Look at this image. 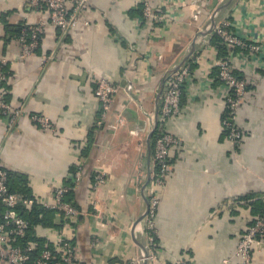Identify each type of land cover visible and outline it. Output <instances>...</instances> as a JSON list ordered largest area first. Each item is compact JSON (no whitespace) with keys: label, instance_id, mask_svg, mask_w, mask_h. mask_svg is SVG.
<instances>
[{"label":"crops","instance_id":"crops-1","mask_svg":"<svg viewBox=\"0 0 264 264\" xmlns=\"http://www.w3.org/2000/svg\"><path fill=\"white\" fill-rule=\"evenodd\" d=\"M200 1L154 0L156 7L174 8L175 17L153 28L142 19L140 0H87L73 27L47 25L35 53L21 59L25 21H44L49 11L33 8L30 0H0L6 99L24 110L13 127L0 113V167L14 173L17 184L24 181L44 205L54 202L56 187L73 185V169L83 164V179L69 195L80 211L68 230L80 264H130L144 252L140 219L155 146L152 136L150 151L149 134L165 77L196 38L187 59L193 61L192 79L180 113L167 122L181 145L171 149L172 167L159 189L157 258L147 264H176L183 256L193 264L242 262L235 254L238 241L264 213V0H233L217 17L228 18L233 33L263 48L254 53L237 47L232 57L248 83L236 118L240 145L230 141L223 125L226 87L215 71L221 56L214 34H199L225 0ZM102 77L121 88L109 119L97 125L101 105L95 90ZM33 114L49 116L55 129L41 127ZM97 171L107 180L94 187ZM2 213L0 204V220ZM55 221L62 225L37 234L58 250L65 220L57 211ZM252 264H264V236L254 245Z\"/></svg>","mask_w":264,"mask_h":264},{"label":"built area","instance_id":"built-area-1","mask_svg":"<svg viewBox=\"0 0 264 264\" xmlns=\"http://www.w3.org/2000/svg\"><path fill=\"white\" fill-rule=\"evenodd\" d=\"M200 3V0H195ZM87 0H30L33 8L41 6L47 7L49 11L48 19L32 23L25 21L24 30L19 36L20 52L19 58L26 57L35 53L40 44L41 35L44 33L47 25H53L61 29L67 30L73 27L77 21L79 14L87 7ZM142 9V19L146 26L156 27L167 25L175 17L174 8L165 10L156 7L154 0H140ZM198 13H201L199 10ZM153 27V28H154ZM212 34L221 38V42L230 47V51L226 57H220L215 61L218 69V75L226 87L224 94L226 103L232 109V113L223 118V125L227 130L230 141L235 145H240L243 139V132L239 129L236 118L238 108L247 96V82L244 78L238 77L235 73L233 65V47L258 53L263 50L262 46L252 43L246 39L233 33L231 23L228 18H222L218 21ZM209 40H207L208 42ZM193 61H185L175 71H170L165 77V87L162 94V105L157 118V127L154 132L155 146L152 157V168L150 180L146 187L148 196L147 212L144 215L143 222L145 230L142 229L147 254L144 252L130 264H140L145 259L154 260L157 258L158 244L156 236L157 228V212L160 205L159 189L166 182L169 171L172 167L170 162V151L173 147L180 146L181 140L172 133L168 127V120L180 113L182 94L185 86L192 79ZM7 59L0 57V112L9 118V127L17 122L18 118L24 114L22 107H14L11 102L6 99V89L4 84L8 80L5 65ZM121 88L120 84L113 83L102 77L98 79L95 94L100 102V117L97 119V125H101L110 117L113 109L116 94ZM122 117L119 113L117 114ZM32 118L44 129L54 130V124L49 116L42 114H33ZM83 164L79 163L76 170L71 174L73 185H63L55 188L54 202H44V206L54 209L65 220V227L61 229L60 244L57 252L60 258L53 264H80L77 259V247L71 235L68 233L69 227L73 221H76L80 211L78 207L66 199L67 192L80 184L83 179ZM107 176L97 171L93 177L94 187L106 182ZM9 172L7 169L0 167V204L3 207L2 221L0 222V259L8 261L12 264H31L32 253L36 248V243L29 242L24 246L14 244L18 236H23L29 228V221L19 212V206L31 207L34 198H27L23 195L13 192L9 188ZM264 236V213L254 219L250 226L241 235L235 254L242 260L241 264H252L253 249L259 237ZM97 239L94 238L92 243L96 244ZM55 259V254L51 249H43L41 253L34 258L33 264H51ZM228 263V261H226ZM176 264H193L190 258L183 256Z\"/></svg>","mask_w":264,"mask_h":264},{"label":"trees","instance_id":"trees-1","mask_svg":"<svg viewBox=\"0 0 264 264\" xmlns=\"http://www.w3.org/2000/svg\"><path fill=\"white\" fill-rule=\"evenodd\" d=\"M141 12H142V9H141ZM23 30H24V27H22V29L20 30L19 36L22 34ZM211 41L218 46L220 56L226 57L230 51V47L223 44L221 42L222 41L221 38L217 35H213V38ZM233 48L236 49L237 47H233ZM215 71H216L217 78L221 80L218 75L217 69H215ZM235 73L238 75V77L244 78L241 74H239V72L235 71ZM247 87H248V83H247ZM231 113H232V109L227 104V111L224 115V118L228 117ZM153 142L155 143V135H153ZM77 167L76 166L74 167L73 172L76 170ZM8 172H9L8 184H9L10 190L13 192H17L23 195L24 197L34 198V203L31 205V207H25L23 205L19 206L20 214L26 219H28L29 221V228L27 229L26 233L23 236L21 237L18 236L16 238L14 244L24 246L25 244L29 242L36 243V248L34 249L32 253L31 264H33L32 262L34 258L37 257L43 249H46V248L51 249L53 253L55 254V259H53L51 262V264H53L57 259L60 258L59 253L56 250V243L51 242L49 239L44 237V235L43 236L38 235L37 230L42 229L43 227L45 228V230L46 229L49 230L52 228H57V227L59 228L62 225L61 222L55 221L56 210L45 207L42 203L39 202L38 198L33 194L30 187L24 181H22L21 177L19 178L21 179L22 184H17V182L15 181V174L12 173L11 171H8ZM70 193H71V189L66 194V199L69 201H70V196H69ZM1 221H2V218L0 222Z\"/></svg>","mask_w":264,"mask_h":264},{"label":"water","instance_id":"water-1","mask_svg":"<svg viewBox=\"0 0 264 264\" xmlns=\"http://www.w3.org/2000/svg\"><path fill=\"white\" fill-rule=\"evenodd\" d=\"M232 2H233V0H225L224 2H222L221 5H220L219 7H217V8L215 9V11L213 12L212 17H211V22H210V26H209V28L206 29V30H204V31H202V32H200L199 34H211V33L213 32V30H214V28H215L217 22H218V18H217V17H218V13H219V11H220L221 9L225 8L226 6H229ZM197 36H198V35H197ZM209 37H210V36H209ZM196 48H197V38H196V39L194 40V42L192 43L191 48H190V50H189L187 56L185 57V59H184V60H183V61H182L177 67H175V68L173 69V71L177 70V69L179 68V66L182 65V64H183V63L189 58V56H190V55L196 50ZM156 127H157V121H156V123H155L154 128L151 130V132H150V134H149V149H150V151H151V139H152V136H153V134H154V132H155V130H156ZM150 175H151V169H150V171H149V176H148V179H147V181H146V183H145V186L148 184V182H149V180H150ZM145 186H144V188H145ZM146 204H147V206H148V197H147V196H146ZM146 212H147V208H146V211L144 212V214L142 215L140 221L143 219V217H144V215H145ZM140 221H139V222H140ZM144 253L147 254V250H146V248H145V250H144ZM144 262H145V264H147L148 259H145Z\"/></svg>","mask_w":264,"mask_h":264}]
</instances>
